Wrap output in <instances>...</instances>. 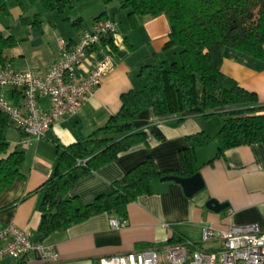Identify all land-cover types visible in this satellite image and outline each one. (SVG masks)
Here are the masks:
<instances>
[{
  "label": "crops",
  "instance_id": "obj_1",
  "mask_svg": "<svg viewBox=\"0 0 264 264\" xmlns=\"http://www.w3.org/2000/svg\"><path fill=\"white\" fill-rule=\"evenodd\" d=\"M74 1L75 4L70 0L61 12L45 10L39 0L25 10L14 0H5L0 7V35L15 40L14 45L3 50L4 62L15 70H33L40 75L55 62L60 40L68 45L77 42L81 32L101 12L106 11V17L118 22L114 53L108 54L100 45L80 68L86 71L107 55L114 62V69L103 77L80 110L60 118L41 139L31 138L19 130L23 137L9 142L12 150L21 140H29L27 146L20 145L24 151L20 165L23 177L0 193V208L9 206L0 212V226L14 224L29 231L33 241L39 237L37 228L43 197L40 187L52 174L56 146L81 141L117 112L121 93L139 87L137 73L142 64L171 57V51L161 49L169 33L163 14L142 16L137 27L132 28L127 19L128 10L118 4L114 6L113 1L104 5L100 0L103 6L90 15L85 14L87 0ZM35 14L34 18L39 19L37 23L21 22L22 17L31 19ZM221 70L241 87L256 92L259 101L264 102V62L226 48ZM5 96L15 105L23 103L22 96L14 94L12 89L6 90ZM40 104L45 109L48 106L45 98L40 99ZM179 118H182L180 122ZM140 123L149 125L147 145L138 144L121 152L112 162L77 180L66 196L91 202L96 196L109 192L112 182L122 180L127 170L146 157L152 158L158 170L186 177L180 157V151L188 146L185 137L198 132L213 137L221 126L217 116L205 118L199 112L156 116L148 111L141 116ZM216 152L215 141L195 150L197 172L204 187L191 197L174 181L154 180L151 193L138 196L127 205L125 218L98 213L39 241L57 251L56 261L42 260L31 252L18 260L4 259L0 264H98L102 257L149 247L163 253L165 246L173 244L172 238L181 239L175 242H185L189 250L215 251L222 245L220 238L202 241L203 229L218 232L230 225L255 224L264 231V143L230 148L218 157ZM209 199L227 206L213 211L206 207ZM110 218L124 223L112 227Z\"/></svg>",
  "mask_w": 264,
  "mask_h": 264
},
{
  "label": "trees",
  "instance_id": "obj_2",
  "mask_svg": "<svg viewBox=\"0 0 264 264\" xmlns=\"http://www.w3.org/2000/svg\"><path fill=\"white\" fill-rule=\"evenodd\" d=\"M39 1L45 10L58 12L70 2ZM111 1L102 0L104 5ZM116 1L121 9L128 10L127 19L132 28L137 27L142 16L166 17L169 33L161 49L171 51V57L142 64L137 73L139 87L121 93L117 112L81 141L56 146L52 174L40 187L43 197L37 241L98 213L123 219L130 202L152 192L154 180L177 175L158 170L152 158L146 157L127 170L122 180L112 182L109 192L91 202L66 196L77 180L112 162L121 152L138 144L147 145L149 125L141 124L140 118L148 111L156 116L199 112L205 118H220L221 126L213 137L204 132L185 137L188 146L180 151V157L188 176L198 171L195 150L212 141L216 143L217 157L240 145L264 143V102L259 101L256 92L241 87L221 70L226 48L264 62V0ZM14 2L24 10L26 5L29 8L35 4V0ZM4 3L5 0H0V7ZM35 16L22 17L21 22L33 25L39 20ZM103 17L106 11L94 20ZM14 43L13 37L0 35V66L5 64L3 50ZM101 45L108 54H113L116 48L113 36L103 39ZM12 90L22 96L19 90ZM11 126L8 117L0 111V193L23 177L20 165L24 151L19 144L10 150L5 135ZM8 207L0 208V212ZM175 241L182 240L172 238L173 244L183 243Z\"/></svg>",
  "mask_w": 264,
  "mask_h": 264
},
{
  "label": "built area",
  "instance_id": "obj_3",
  "mask_svg": "<svg viewBox=\"0 0 264 264\" xmlns=\"http://www.w3.org/2000/svg\"><path fill=\"white\" fill-rule=\"evenodd\" d=\"M117 33L118 22L113 18L92 21L81 32L77 42L68 45L60 40L57 58L43 75L33 70H15L9 63L0 66V111L25 135L34 139L43 138L60 118L77 113L101 84L103 77L114 69L112 57L107 55L86 71L80 70L102 40ZM8 89L21 92V106L6 98ZM41 98L48 102L46 109L40 104ZM28 143L26 139L20 145L27 146ZM123 223L110 218L112 227H120ZM215 237L222 242L215 251L189 250L186 244L174 243L165 246L163 253L149 247L124 255L102 257L98 264H264V231H260L255 224L230 225L218 232L203 229L202 241ZM31 252L42 260L58 259V253L52 246L33 241L29 231L14 224L0 226V262L4 259L18 260Z\"/></svg>",
  "mask_w": 264,
  "mask_h": 264
},
{
  "label": "water",
  "instance_id": "obj_4",
  "mask_svg": "<svg viewBox=\"0 0 264 264\" xmlns=\"http://www.w3.org/2000/svg\"><path fill=\"white\" fill-rule=\"evenodd\" d=\"M159 181H174L181 185L183 192L186 196L191 197L204 187V182L199 172H196L190 176H178V175H165L162 176ZM227 204L219 203L214 199H209L206 202V207L213 211H220L224 209Z\"/></svg>",
  "mask_w": 264,
  "mask_h": 264
},
{
  "label": "rangeland",
  "instance_id": "obj_5",
  "mask_svg": "<svg viewBox=\"0 0 264 264\" xmlns=\"http://www.w3.org/2000/svg\"><path fill=\"white\" fill-rule=\"evenodd\" d=\"M113 3L115 4L114 6H117V1L116 0H112ZM38 2V1H37ZM74 4H75V1L73 0ZM82 2V1H81ZM81 2H79L78 4H80ZM39 3V2H38ZM84 4H87L86 6V15H90L94 13V11L98 10L99 7H102V3L100 0H87L86 3ZM28 5H26L27 7ZM40 6V5H39ZM77 8H81V7H78V5H76ZM85 12V11H84ZM6 139L8 140V142L10 143H13V142H17L19 141L23 136L20 134V131L17 130L14 126H11L9 128H7L6 130ZM23 140H21L19 143L21 144ZM22 146V145H21Z\"/></svg>",
  "mask_w": 264,
  "mask_h": 264
}]
</instances>
